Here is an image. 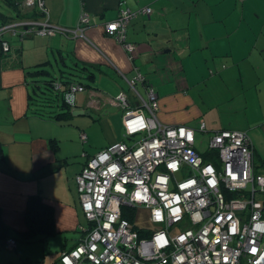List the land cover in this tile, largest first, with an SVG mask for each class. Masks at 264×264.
<instances>
[{
	"label": "crops",
	"instance_id": "1",
	"mask_svg": "<svg viewBox=\"0 0 264 264\" xmlns=\"http://www.w3.org/2000/svg\"><path fill=\"white\" fill-rule=\"evenodd\" d=\"M45 6L46 16L36 11L34 21L47 20L59 31L23 38L7 34V52L0 44V209L8 238H14L25 227L28 197L39 195L53 210L55 234L13 250L0 239V264H59L60 252L76 245L87 221L75 178L99 151L84 146L86 124L72 120L71 112L119 111L110 104L119 92L136 106L152 86L156 117L164 125L196 129L203 121L207 133H195L202 154L211 132H246L255 172L264 175V0H45ZM144 7L151 8L149 16L137 14L126 27V40L135 46L131 56L105 26L121 8ZM83 12L88 23L70 33ZM75 63L82 67L84 91L75 94L76 106L67 118L54 117L60 108L31 105L34 67L52 66L55 72ZM136 72L143 82L135 92L128 80ZM108 115L99 124L106 118L122 122L119 114Z\"/></svg>",
	"mask_w": 264,
	"mask_h": 264
},
{
	"label": "built area",
	"instance_id": "2",
	"mask_svg": "<svg viewBox=\"0 0 264 264\" xmlns=\"http://www.w3.org/2000/svg\"><path fill=\"white\" fill-rule=\"evenodd\" d=\"M21 7L47 14L45 0H22ZM150 13V7L137 12L121 8L106 24V33L133 56L127 24L137 14ZM87 15L81 13L70 33L82 31ZM22 26L21 37L59 31L43 20L14 23L0 34L15 35ZM3 49L7 50L5 43ZM139 82L143 76L136 72L128 80L130 90L136 92ZM82 91L81 85L68 86L65 103L74 107L75 94ZM110 104L121 112L126 141L87 158L77 174L78 201L87 226L80 228L82 236L74 247L60 252L58 263L264 264V175L255 172L247 133L211 132L203 158L195 147V133H207L204 122L196 129L160 123L152 86L136 106L125 92ZM80 138L85 142L86 135ZM4 246L13 250L16 242L7 239Z\"/></svg>",
	"mask_w": 264,
	"mask_h": 264
},
{
	"label": "trees",
	"instance_id": "3",
	"mask_svg": "<svg viewBox=\"0 0 264 264\" xmlns=\"http://www.w3.org/2000/svg\"><path fill=\"white\" fill-rule=\"evenodd\" d=\"M21 1L22 0H0V3L15 11L14 16H7L0 11V29L14 23L21 24L23 22L31 21V18H33L32 21H34L35 17L37 16V14H35L36 11L41 14L38 8L33 9L31 12H25L21 7ZM23 19L28 20L24 21ZM24 28L25 27L23 26L17 27L15 35L8 33L9 31L1 32L0 44L2 50H4V43L7 45V50L4 51L7 52L9 50V37L7 36V34L9 36L23 38V36L21 37V31ZM26 28L28 27L26 26ZM47 64L49 65V62H47ZM49 67L52 66L47 67V65L42 66L41 64V66L34 67V70L31 72V76L34 77V81H36L35 86L33 88L34 95H30L31 105H34L36 107H49L56 105L58 106V108H60L61 112L56 113L54 117L67 118L70 114V109L76 106V102L74 107H69V105L65 103L64 94L67 91L68 86H70L71 84L80 85L79 82H81L82 77L80 75V69H82V67L75 63L74 65H68L69 70L59 67V69L55 72H52L51 68L49 69ZM59 83L61 84L60 89H56L55 85ZM121 141H126L124 138V133L123 139ZM2 153V146L0 145V160L2 159ZM202 156L203 158H206L207 153L202 154ZM2 171L8 175H14L13 172H11V170L8 168H3ZM23 218L25 225L23 231L18 232V235L14 238H8L7 233L9 232V230L3 221L2 210L0 209V239L4 242L7 239H13L16 242L17 247L18 244L46 241L48 238L55 234L53 210L48 204L43 202L39 195H31L28 197L23 212Z\"/></svg>",
	"mask_w": 264,
	"mask_h": 264
},
{
	"label": "rangeland",
	"instance_id": "4",
	"mask_svg": "<svg viewBox=\"0 0 264 264\" xmlns=\"http://www.w3.org/2000/svg\"><path fill=\"white\" fill-rule=\"evenodd\" d=\"M0 11L7 16L15 15L14 10L5 6L2 3H0ZM46 109L51 111H57L58 106L53 105L52 107H47ZM110 113L119 114V118L121 119V112L117 110H107L103 114H101L102 116L91 115L72 117V120H74L75 122H79L80 124H86L84 132L88 137V142L84 146H86L87 148L91 147L94 149V151L100 152L106 146L113 145L123 139L124 128L122 126L121 120L116 121L115 118H106V121L103 120L101 122L102 124H99L98 119L100 118L101 121V119H103L104 117L109 116L108 114ZM259 173L262 174V172Z\"/></svg>",
	"mask_w": 264,
	"mask_h": 264
},
{
	"label": "water",
	"instance_id": "5",
	"mask_svg": "<svg viewBox=\"0 0 264 264\" xmlns=\"http://www.w3.org/2000/svg\"><path fill=\"white\" fill-rule=\"evenodd\" d=\"M71 114H72L73 116H82V115L87 114V113H84V112L81 111V110H73V111L71 112Z\"/></svg>",
	"mask_w": 264,
	"mask_h": 264
}]
</instances>
